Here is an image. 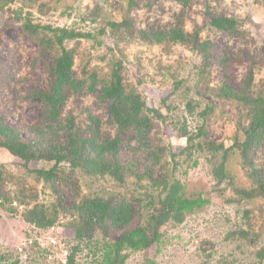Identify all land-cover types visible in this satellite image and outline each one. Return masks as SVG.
<instances>
[{
    "label": "rangeland",
    "instance_id": "rangeland-1",
    "mask_svg": "<svg viewBox=\"0 0 264 264\" xmlns=\"http://www.w3.org/2000/svg\"><path fill=\"white\" fill-rule=\"evenodd\" d=\"M15 0L0 17V123L13 128L24 142L48 140L62 143L67 120L82 129L88 137V117L100 120V139H111L116 127L109 118V103L100 94L68 91L61 117L53 124L42 116L43 104L32 97L46 91L47 70L60 53L56 45L44 49L35 35L23 25H39V38L51 36L41 27L73 29L92 35L66 43L74 51V77L87 82L90 76L107 84L111 60L122 62L121 78L126 91L139 94L148 108H154L162 120L153 118L148 146H140L131 134L120 145L118 161L126 171H143L152 162L150 153L163 151L154 177L178 180L186 197L202 194L209 204L186 215L177 224L164 225L159 244L146 252H129L125 264H264L256 253L264 248V196L245 199L235 190L252 187L247 178L248 167L237 149L228 152L224 171L228 175L219 185L212 176L221 162V153L207 151L204 138L186 150V138L179 136L183 126L188 133L203 127L206 138L225 148L243 141V128L248 123V108L234 100H223L218 89L227 84L235 90L244 87L251 74L250 96L264 95V0ZM22 9V10H21ZM16 20L14 12H20ZM219 17L233 18V33L210 28L206 11ZM130 22L128 29L113 31L109 22ZM169 31L182 29L185 44L163 42L150 44L140 40V30ZM103 30V33L101 31ZM207 42L213 59L205 63L196 50ZM226 58L227 61L223 62ZM190 104L192 111L188 112ZM151 116L150 113H148ZM48 126H52L49 130ZM46 133L39 137L37 130ZM45 139V141H44ZM101 140V141H102ZM150 149H154L151 151ZM173 156V157H172ZM248 160L260 173L264 183V141L251 152ZM0 166L4 174L0 195L15 209L8 213L0 208V264L15 260L18 264H66L71 248L78 245L73 225L79 219L72 206L87 198L127 201L139 214L132 227L146 226L144 195H157L148 182L127 173L122 183L108 176L89 175L82 169H72L67 163L59 165L55 192L50 185L38 181L28 169H49L53 162H33L23 168L21 161L0 148ZM250 171V170H249ZM139 200H142L140 202ZM58 207V219L52 231L38 232L26 224L21 213L34 206ZM72 210V211H70ZM240 232L246 238L240 237ZM97 231L91 239L79 243L75 264H97L101 253L94 254L95 241L101 245L117 240L120 231L109 229L107 235ZM54 241V244H52ZM35 243V244H34ZM146 253V254H145Z\"/></svg>",
    "mask_w": 264,
    "mask_h": 264
},
{
    "label": "trees",
    "instance_id": "trees-1",
    "mask_svg": "<svg viewBox=\"0 0 264 264\" xmlns=\"http://www.w3.org/2000/svg\"><path fill=\"white\" fill-rule=\"evenodd\" d=\"M15 0H0V17L9 10V7ZM29 4L33 0L27 1ZM184 4H188L186 0H181ZM129 5H133V1L129 0ZM22 10V9H21ZM20 12H14L16 20H21L18 17ZM204 16L207 18L210 28L224 33H233L236 28V21L233 18L219 17L209 10ZM130 22L122 20L119 23L109 22L108 27L117 31L120 29H128ZM23 29L35 35L39 42V46L47 49L52 45H56L60 53L55 57L47 70L49 75V83L46 91L33 93L32 97L38 99L43 104L42 116L45 122L53 124L61 117V111L68 98V91L78 92L86 88L90 93L98 92L100 99L109 103V118L113 121L116 127V134L111 139H100V120L88 117L90 122L87 132L91 135H82V129L75 127L73 120H67V125L62 127L65 130V136L62 143L48 140L41 147L35 138L34 140L24 142L17 132L0 123V148L5 149L10 156L21 161L23 168H28L33 162H53V166L49 169H28L29 173L52 187L55 192V183L57 181V170L60 164L67 163L72 169H82L89 175L108 176L113 181L122 183L125 180L126 171L124 166L118 161L120 145L123 142L124 136L131 134L132 138L136 139L139 145L148 146L151 142L150 133L152 130L153 118L162 120V115L154 108H148L141 96L134 91H126L122 84L121 70L122 62L115 59L111 60V73L107 84L101 82V87L97 90L98 81L94 75L90 76L88 84L84 80L74 77V51L66 48V43L80 40L90 39L92 35L82 33L73 29L66 28H50L51 26L41 27L46 30L51 36L43 34L42 38L38 37L39 25H31L26 22ZM103 33V30L101 31ZM138 36L141 41L150 44H161L163 42L185 44L187 36L182 29H170L169 31H155L153 29L140 30ZM196 50L202 55L205 63L213 59L212 53H207L210 50L207 42H201L197 45ZM227 61L226 58L223 62ZM251 74L247 75L244 81V87L241 90H235L227 84H222L218 89V96L223 100H234L248 108V125L243 128V141L235 144L230 148H225L222 143L215 145L213 141L206 138L203 127H199L196 133H188L186 127L183 126L179 131L181 138H186V150L199 147L203 149L201 143L197 145L194 141L204 138L207 151L211 154L221 153V162L212 169V176L219 185L228 177L225 169L228 152L237 149L242 157V164L248 167L247 178L250 180L252 187L248 190H235L245 199H253L257 196H264V183L260 178V173L253 167V160H248L251 152L258 148V145L264 141V95L258 97H249V87L251 86ZM188 112L192 111L190 104L187 105ZM151 114V116L148 115ZM51 130L52 126H48ZM39 137L46 135L36 131ZM102 140V141H101ZM154 151V149H150ZM163 151L151 152L152 162L145 167L143 171L132 173L139 181L148 182V187L153 191H158L157 195H144L146 210L151 213L146 215V226L132 227L131 224L134 217L139 214V209H136L131 203L121 200L114 201L112 199L104 200L101 198H87L79 204H74V210L78 216V223L73 225L75 239L78 245L71 248L70 254L67 256L66 264H75V253L78 251L79 243L84 239H91L97 231H100L104 237L109 229L120 231V236L117 240H110L99 245L95 241L93 246L94 254L101 253L100 260L97 264H125L128 259L129 252H146L153 244H159L162 233L160 229L170 223H181L186 215L200 210L209 204V199L199 194L195 197H186L183 185L178 181H168L167 178L154 177V168L159 164V156ZM173 157V156H172ZM126 171V172H125ZM3 167L0 166V185L2 182ZM142 202V200H139ZM11 204L7 198L0 195V208H3L8 213H15V209L6 206ZM58 207L34 206L25 209L21 213L23 221L37 229L38 232L52 231L58 219ZM70 210V211H72ZM240 237L246 238V234L240 232ZM35 244V243H34ZM146 254V253H145ZM259 261L264 258V248L259 249L256 253ZM148 264H154L153 261H147ZM8 264H18L15 260Z\"/></svg>",
    "mask_w": 264,
    "mask_h": 264
},
{
    "label": "built area",
    "instance_id": "built-area-1",
    "mask_svg": "<svg viewBox=\"0 0 264 264\" xmlns=\"http://www.w3.org/2000/svg\"><path fill=\"white\" fill-rule=\"evenodd\" d=\"M52 244H54V241H52Z\"/></svg>",
    "mask_w": 264,
    "mask_h": 264
}]
</instances>
